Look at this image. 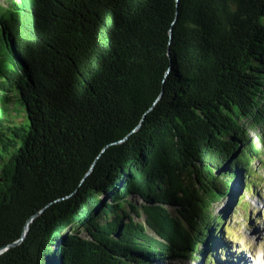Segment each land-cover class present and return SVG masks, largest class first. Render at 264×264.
Returning <instances> with one entry per match:
<instances>
[{"label": "trees", "instance_id": "obj_1", "mask_svg": "<svg viewBox=\"0 0 264 264\" xmlns=\"http://www.w3.org/2000/svg\"><path fill=\"white\" fill-rule=\"evenodd\" d=\"M251 128L264 0L0 1V264H222Z\"/></svg>", "mask_w": 264, "mask_h": 264}, {"label": "rangeland", "instance_id": "obj_2", "mask_svg": "<svg viewBox=\"0 0 264 264\" xmlns=\"http://www.w3.org/2000/svg\"><path fill=\"white\" fill-rule=\"evenodd\" d=\"M3 2L4 0H0ZM16 119L22 114L13 110ZM250 133L263 147V160L257 162L255 171L263 178L256 187L258 193L245 191L242 187L243 203L239 206L225 200L217 204L216 212L223 216L225 234L222 264H264V131L251 128ZM259 182V177H257ZM223 247V246H222ZM182 264H190L185 262Z\"/></svg>", "mask_w": 264, "mask_h": 264}, {"label": "water", "instance_id": "obj_3", "mask_svg": "<svg viewBox=\"0 0 264 264\" xmlns=\"http://www.w3.org/2000/svg\"><path fill=\"white\" fill-rule=\"evenodd\" d=\"M33 217H34V216H33ZM33 217L30 218V219L28 220V222L26 223V226H25V229H24V231H23V234H22L21 238H20L19 240L15 241V242L11 243V244H8V245L4 246L3 248H1V249H0V252L3 251V250H5V249H7V248L10 247V246H13V245H15V244L20 243V242L25 238V236H26V234H27V232H28L29 226H30V222L32 221Z\"/></svg>", "mask_w": 264, "mask_h": 264}]
</instances>
